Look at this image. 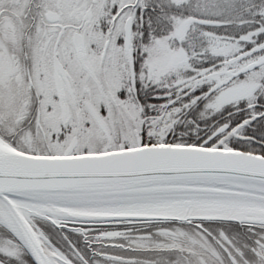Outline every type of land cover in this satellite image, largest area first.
I'll return each instance as SVG.
<instances>
[{"label":"rangeland","instance_id":"374dc122","mask_svg":"<svg viewBox=\"0 0 264 264\" xmlns=\"http://www.w3.org/2000/svg\"><path fill=\"white\" fill-rule=\"evenodd\" d=\"M115 2L119 0H0V127L21 128L19 136L0 137L5 143L34 155H42L39 143H51L64 154L72 153L78 144L88 153L89 144L109 146V127H125L126 121L139 127V121L146 124L143 106L149 110L167 104L172 90L180 95L186 89H200L207 95L203 110L217 112L264 87V44L254 47L252 41L264 30L250 37L246 25L229 27L230 22L240 24L244 19L264 24V0H157L174 10L157 36L146 39L147 28L139 29L138 59L136 52L123 50V26L130 9L119 10L104 41L90 27L94 11L97 18H109ZM191 18L209 21L214 28L190 24ZM242 31L244 36L238 34ZM197 61L207 68L202 77L198 70L190 73ZM252 63L257 67L247 72ZM127 80L136 82L138 104L126 100ZM119 90L120 102L116 101ZM154 122H147L148 131L165 133L163 126L160 132L155 129ZM112 209L122 214L206 217L212 222L148 223L147 229L120 233L90 227L78 238L54 234L38 223L35 228L40 225L47 233L36 232L42 245L59 258L70 253V245L80 253L94 244V251L104 253V245L110 242L125 247L120 253L128 264H264V209L219 203L186 207L172 202L106 211ZM65 210L87 214L104 209ZM157 225L159 229L154 228ZM1 228L0 256L6 262L0 258V264L16 259L26 264ZM52 260L51 264L57 262Z\"/></svg>","mask_w":264,"mask_h":264},{"label":"water","instance_id":"95a60500","mask_svg":"<svg viewBox=\"0 0 264 264\" xmlns=\"http://www.w3.org/2000/svg\"><path fill=\"white\" fill-rule=\"evenodd\" d=\"M139 1L135 0L131 8ZM189 23L207 24L197 19ZM131 34L132 17H128L123 26L126 52ZM256 67L252 63L246 70ZM225 130L224 126L219 133ZM190 197L264 200V156L243 150L172 144L79 155H34L0 140V222L33 264L49 262L25 213L78 221L202 219L65 210Z\"/></svg>","mask_w":264,"mask_h":264},{"label":"trees","instance_id":"16d2710c","mask_svg":"<svg viewBox=\"0 0 264 264\" xmlns=\"http://www.w3.org/2000/svg\"><path fill=\"white\" fill-rule=\"evenodd\" d=\"M133 2L134 0H119V2H115L112 5L109 18L100 16L97 18L95 16L97 15V11L95 10L93 13L94 17L91 18L90 27L94 28V32H98L104 41V39L107 38V35L110 33V22L113 21L119 10L133 4ZM164 4L165 3H158L157 0H144L143 4L141 3L137 5L133 10H131L132 12L127 10V15H132L133 17L131 51L136 52L134 53L135 58L138 59V48H135V43L138 42L137 39L139 29L147 28V30L144 32L146 33V39L149 35L157 36L159 33L157 30L163 28L166 24V21L168 20L166 16L173 13L172 10L174 9H171L170 7H166V9L164 8ZM254 21L255 20L253 19H250L249 21L244 19V21H242L240 24L236 22H230L229 27L235 28L246 25L249 29L246 31V34L249 33L250 37H252L257 30H260L261 32L262 29L264 30V24H259L258 22ZM252 26L253 29H251ZM202 27L214 28V25L210 22L208 25H202ZM238 34L244 36L245 32L242 31V33ZM252 41L254 47L264 44V31L257 37H254ZM144 43L146 42L144 41ZM192 61H194V59ZM189 69L192 75L196 70H198L197 74H199V77H202V75H204V70L206 71L207 68L206 65L202 64V62L197 61L193 69L192 66ZM240 77L242 78L243 76ZM133 80H127L125 84L128 86L125 91L127 93H125V97L127 101L132 100L138 104V97H136L137 95L135 93L138 87H136V82ZM131 87L133 88L131 89ZM120 92L121 90H119L116 95V101L118 102L123 101V94H119ZM171 93V96L173 95V97H171V100L167 104L161 102L159 104H155L154 108L149 110L143 106L144 112L142 111V119L146 122V124H142L143 121H139V127L136 122H131L132 124H130L128 121L125 122L123 120L121 122L126 123L125 127H109L110 140L108 147L100 144H89L90 146L87 148L86 152L100 153L108 150L127 149L146 144H174L245 150L264 156V87H260L250 97L245 98L244 100L222 106L217 112L203 110V104L207 95L206 92L200 89H186L184 93L180 94L183 95L181 100L177 91L172 90ZM126 100L124 101L126 102ZM111 120L115 121L114 114ZM146 120L155 121V125L153 126L157 130L163 126L165 128V133H161L160 130V134L157 135L150 133L148 131V125L150 123L148 124V121ZM111 123L112 125L114 124V122ZM222 126H227V131L224 132V134H218V129ZM20 130L21 128L12 129L6 124H1L0 137H12L14 135L19 136ZM231 131H233V133L229 135L228 138H225L224 136L226 133ZM43 140L45 139L43 138ZM45 142L47 141L45 140ZM252 146L258 147L260 149L256 150V148H250ZM17 149L23 152L26 151L20 148ZM38 152L42 155L64 154L62 149L56 150L53 148L51 143H47L46 145L39 143ZM82 153H84L83 146L77 144L75 150L70 154ZM37 221L38 220L36 219V221L33 222L34 227L38 226ZM41 223L43 224L44 222ZM138 224V228L142 230V228H144L143 223ZM40 225L37 228L39 232L42 231L40 229ZM2 231L17 245V243L4 229H2ZM17 247L19 253L22 255V262L31 264L23 249L18 245ZM0 258L4 259V261L6 260L4 257L0 256ZM17 263H19L17 259L7 262V264Z\"/></svg>","mask_w":264,"mask_h":264},{"label":"flooded vegetation","instance_id":"af4514ba","mask_svg":"<svg viewBox=\"0 0 264 264\" xmlns=\"http://www.w3.org/2000/svg\"><path fill=\"white\" fill-rule=\"evenodd\" d=\"M106 211V210H105ZM119 210H108L106 211L107 213L110 214H122V211L118 213ZM58 224V223H57ZM54 224L53 226L55 227V230H59L61 233H77L76 230H67V227H72V228H78L77 225L74 224H69L66 225L65 223H60V224ZM106 225L99 226L100 224H97L98 227H102L106 230H109L111 233H120L122 230H129V231H138L141 230L139 229V225L137 222H128V221H115V222H108L105 223ZM74 226V227H73ZM88 231V230H87ZM118 231V232H115ZM70 253H67L64 258H59L56 257L57 262L55 261L54 264H128L127 258L123 257L122 254L120 253L122 250H125V247L121 245L120 243H107L104 245L105 251L103 252H96L93 250L94 244H89L86 247L87 252H78L75 250L73 245H70ZM96 248V246L94 247ZM139 262H142L138 259ZM138 262V263H139Z\"/></svg>","mask_w":264,"mask_h":264},{"label":"bare ground","instance_id":"6f19581e","mask_svg":"<svg viewBox=\"0 0 264 264\" xmlns=\"http://www.w3.org/2000/svg\"><path fill=\"white\" fill-rule=\"evenodd\" d=\"M168 201V200H167ZM168 202L179 204L182 206H192L195 204H208V203H219V204H232V205H247L251 207H258L264 209V200H249V199H232V198H202V197H190V198H178ZM46 259H51L54 255L52 252L43 249Z\"/></svg>","mask_w":264,"mask_h":264}]
</instances>
